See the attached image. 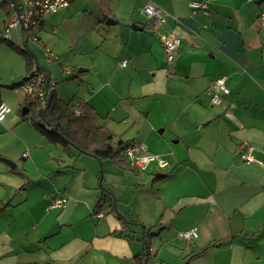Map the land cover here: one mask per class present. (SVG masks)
<instances>
[{
    "label": "crops",
    "instance_id": "crops-1",
    "mask_svg": "<svg viewBox=\"0 0 264 264\" xmlns=\"http://www.w3.org/2000/svg\"><path fill=\"white\" fill-rule=\"evenodd\" d=\"M14 1L0 20V103L10 110L0 122V264H139L143 237L147 264H264V167L238 156L250 145L264 162V0L195 12L201 0H69L3 40ZM148 2L164 21L142 14ZM162 35L180 39L171 63ZM25 40L59 100L85 102L114 142L142 144L167 166L133 174L104 161L100 179L97 160L65 154L30 124L25 94L11 87L28 75ZM217 78L229 93L212 105ZM56 199L65 205L52 208ZM193 229L197 238L178 237Z\"/></svg>",
    "mask_w": 264,
    "mask_h": 264
},
{
    "label": "built area",
    "instance_id": "built-area-1",
    "mask_svg": "<svg viewBox=\"0 0 264 264\" xmlns=\"http://www.w3.org/2000/svg\"><path fill=\"white\" fill-rule=\"evenodd\" d=\"M211 0H201L200 2H191L189 8L195 11H205L208 7V3ZM19 9V15L16 14L14 3L10 5L12 10V16L10 17L7 25L2 30L1 39L6 40L8 38L9 31L11 29L20 26L25 35L31 31L34 27L45 18L46 16L59 13L69 6V0H21L20 4H17ZM142 14L149 20L154 22H162L168 16L166 12L160 9L157 5L148 2L142 8ZM261 28L264 29V12L259 16ZM159 40L164 49L166 60L171 63L176 56L178 47L180 45V39L176 36H160ZM126 64L123 61L120 66L124 67ZM46 77L43 73L39 72L36 66H33L30 73L27 75V80L21 85V89L26 96L35 97V103L39 109H44L47 106V94L50 87L46 89ZM229 90L225 85L224 78H217L214 80L212 88L210 90V102L212 105H219L222 97L227 95ZM10 112L7 105L0 103V122H2L6 115ZM255 148L247 145L243 150L238 153L240 160L245 164H255L264 167V162L254 157L253 153ZM124 157L126 161L138 171H145L150 164L155 163L160 169H164L167 166L160 156L150 154L147 152L146 147L142 144H129L124 150ZM65 199H56L51 203L52 208H62L65 205ZM102 213H97L96 217L101 218ZM198 233L196 229L180 232L178 237L185 241H190L197 238Z\"/></svg>",
    "mask_w": 264,
    "mask_h": 264
},
{
    "label": "trees",
    "instance_id": "trees-1",
    "mask_svg": "<svg viewBox=\"0 0 264 264\" xmlns=\"http://www.w3.org/2000/svg\"><path fill=\"white\" fill-rule=\"evenodd\" d=\"M20 53L26 59L29 74L33 67V57L22 49ZM38 71L45 75L46 80L49 79L46 72L40 69ZM26 80L27 77L19 84L11 87H21ZM51 93L52 97L50 102L42 110L36 105L35 97H25L23 107L27 110L25 117L29 115L30 124L35 126L49 140L60 144L65 154H70L74 149L67 145L61 138L66 139L74 147L96 157L101 162L109 161L123 171H128L133 174L139 173L135 167L126 162L124 157V150L129 144L122 141L114 142L113 136L101 124H98V119L91 107L78 99H72L68 102L61 101L53 91ZM108 195L103 192L95 208H99ZM113 204L111 203L112 207ZM151 235L149 238L152 237ZM147 241L148 238L143 237L142 242L145 245L148 259H150V248L145 244ZM143 259L144 255L139 259V264H143Z\"/></svg>",
    "mask_w": 264,
    "mask_h": 264
},
{
    "label": "water",
    "instance_id": "water-1",
    "mask_svg": "<svg viewBox=\"0 0 264 264\" xmlns=\"http://www.w3.org/2000/svg\"><path fill=\"white\" fill-rule=\"evenodd\" d=\"M14 6H15L16 14L19 15V9H18V6H17L16 2H14ZM111 23H114V22H111ZM106 25H109V21L106 22ZM133 30L141 31V29H139V28H137V27H135V26L133 27ZM24 50H25L26 52H28V53L34 58V60H35V56H34L33 52L30 51V50L27 48V40L24 41ZM35 62H36V60H35ZM35 65H36V68L39 70L40 68H39V66L37 65V63H35ZM24 80H25V79H24ZM45 86H46V89L49 88V79L46 80V84H45ZM51 97H52L51 90H48V94H47V103L50 102ZM26 112H27V110L24 108V110L22 111V113L25 114ZM54 132H55V131H54ZM55 133H56V132H55ZM60 138H61V137H60ZM61 139H62L67 145H69L70 147H72L73 149H75L77 152H79V153H81V154H84V155H87V156H91V157H93L95 160H97V162H98V164H99V176H100V179L102 178V177H101V173H102V162H101L99 159H97L96 157H94V156H92V155L86 154V153H84L83 151L79 150L78 148L74 147V146H73L71 143H69L66 139H64V138H61ZM157 177H164V175H160V174H159ZM143 244H144V243H143ZM147 259H148L147 251L145 250V251H144L143 264H147Z\"/></svg>",
    "mask_w": 264,
    "mask_h": 264
},
{
    "label": "rangeland",
    "instance_id": "rangeland-1",
    "mask_svg": "<svg viewBox=\"0 0 264 264\" xmlns=\"http://www.w3.org/2000/svg\"><path fill=\"white\" fill-rule=\"evenodd\" d=\"M4 1H6V0H0V20L1 19H3L4 18V15H5V13H7L8 11H9V4H8V2H9V0H7L5 3H4ZM18 2L19 1H21V0H17ZM10 12V11H9ZM12 40V39H11ZM0 44H6L5 42H0ZM28 118H29V115L27 116ZM107 164H109V163H107ZM111 168H113V170H116V169H114V167H111ZM101 177L103 178V177H105V179H107L108 178V173L106 172V171H104V168L102 167V173H101ZM129 177L130 178H134L133 177V174L132 175H129ZM111 178H112V180H113V183L114 184H116V186H119V183H120V177H116V176H111ZM123 178V177H122ZM134 183H137V182H134ZM148 192L150 191V189L149 188H147L146 189ZM114 198V197H113ZM114 207H116L117 206V200H116V198H114ZM112 207V206H111ZM106 209L108 210L109 209V207H106ZM110 209H112V208H110Z\"/></svg>",
    "mask_w": 264,
    "mask_h": 264
}]
</instances>
